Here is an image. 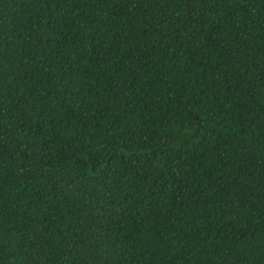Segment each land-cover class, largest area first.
<instances>
[{
	"label": "trees",
	"instance_id": "1",
	"mask_svg": "<svg viewBox=\"0 0 264 264\" xmlns=\"http://www.w3.org/2000/svg\"><path fill=\"white\" fill-rule=\"evenodd\" d=\"M0 264H264V0H0Z\"/></svg>",
	"mask_w": 264,
	"mask_h": 264
}]
</instances>
